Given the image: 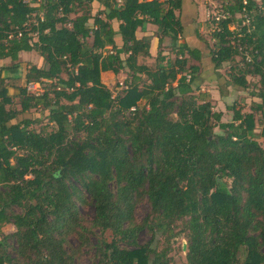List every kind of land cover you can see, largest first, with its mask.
<instances>
[{
    "label": "trees",
    "instance_id": "16d2710c",
    "mask_svg": "<svg viewBox=\"0 0 264 264\" xmlns=\"http://www.w3.org/2000/svg\"><path fill=\"white\" fill-rule=\"evenodd\" d=\"M212 1L226 15L205 24L210 40L197 34L212 69L228 65L235 89L258 84L259 102L230 106L229 122L197 84L201 51L178 43L183 0H0V264H82L90 251L91 264H170L137 244L144 229L184 234L187 264H264V0ZM148 24L174 56L154 68L138 62ZM20 53L43 62L22 84ZM106 72L125 88L114 95Z\"/></svg>",
    "mask_w": 264,
    "mask_h": 264
},
{
    "label": "rangeland",
    "instance_id": "374dc122",
    "mask_svg": "<svg viewBox=\"0 0 264 264\" xmlns=\"http://www.w3.org/2000/svg\"><path fill=\"white\" fill-rule=\"evenodd\" d=\"M256 1L260 2V0ZM221 5V1L183 0L184 10L181 17L186 27V31H189L188 33H186V41L188 42V44H190V46L200 50L202 53V71L199 75L197 84L201 87L202 91H208L210 93L213 110L222 113V121L229 122L232 119V111L229 109L230 106H233L235 110H241L242 112L247 113L250 111L249 107L252 102H259V99L255 98L252 95L255 94V89L258 87V84L257 78L248 76L247 80L250 83L249 89L245 91L235 89L230 85H225L226 79L228 78L227 74L230 71L228 65H224L216 72H214V70L212 69V65L208 57V49L205 48L203 43L198 39L197 34L202 36L204 39L210 40V31L212 30L213 26L209 23V27L206 28L205 24L208 22V20H210V18L217 15L218 13H221ZM136 36L137 38H145L150 44V56L140 58L138 60L139 64H144L146 66L154 68L159 57H174L170 51L171 41L169 38L163 37L159 45L160 35L157 26L148 24L146 25L144 31L138 30ZM183 42L184 40L180 39L178 43L181 44ZM19 60L20 63L17 76L20 78L19 82L21 84L23 83L24 73L29 65L34 64L41 66L43 64L42 59L35 53H20ZM8 62L9 60L1 61L0 65H7ZM2 76L9 77L10 75L7 73H3ZM142 79L145 80V77L142 76ZM101 80L103 84H105V86L108 87L115 95L117 92L122 91V84H126V74L121 72L115 75L111 72H106L101 74ZM220 85H222L226 94H222ZM42 88V85L34 84V86L30 88L29 92L38 94L43 91ZM10 92L12 93V91ZM259 117V114L255 115L257 134L261 129ZM215 132H218V130H215ZM149 210L150 208L146 201L139 203L136 208L135 215L138 224L143 221ZM81 215L84 217V219L90 220L93 216L92 205L81 208ZM181 227V221L177 222L175 232H178ZM14 231L15 228L12 225H5L2 228V232L4 234H10ZM97 238H99V234H97ZM104 238L107 241H110L112 236L109 232H107L104 235ZM136 242L138 245L151 244V247L156 249L157 251L165 250L167 252L166 256L170 260V264H187L185 259L186 249L183 250V246H186V240L184 234L182 233L166 242L165 238H163L160 233L153 237L151 233L144 229L140 233H138ZM73 244H75V242H73ZM125 247L129 250L134 249L131 245H126ZM88 253L89 254L87 256L83 255L79 259L80 263L91 264L90 257L93 256L94 252L90 251Z\"/></svg>",
    "mask_w": 264,
    "mask_h": 264
},
{
    "label": "built area",
    "instance_id": "2783aa9c",
    "mask_svg": "<svg viewBox=\"0 0 264 264\" xmlns=\"http://www.w3.org/2000/svg\"><path fill=\"white\" fill-rule=\"evenodd\" d=\"M224 15H226V14L218 13L217 15H215V19H216V20H219V19H221V18H224ZM30 86L32 87V86H34V84H33V85H30ZM30 86L28 87V90H30V88H31ZM122 87H123V89H124V88H125V85L122 84ZM132 110H133V109H132Z\"/></svg>",
    "mask_w": 264,
    "mask_h": 264
},
{
    "label": "crops",
    "instance_id": "0c3cea01",
    "mask_svg": "<svg viewBox=\"0 0 264 264\" xmlns=\"http://www.w3.org/2000/svg\"><path fill=\"white\" fill-rule=\"evenodd\" d=\"M183 10H184V8H183ZM197 14V13H196ZM183 15V14H182ZM189 31H186V27L184 28V34H183V40H184V42H187L186 41V37H187V34L186 33H188Z\"/></svg>",
    "mask_w": 264,
    "mask_h": 264
},
{
    "label": "water",
    "instance_id": "95a60500",
    "mask_svg": "<svg viewBox=\"0 0 264 264\" xmlns=\"http://www.w3.org/2000/svg\"><path fill=\"white\" fill-rule=\"evenodd\" d=\"M185 249H186V246L184 245V246H183V250H185Z\"/></svg>",
    "mask_w": 264,
    "mask_h": 264
}]
</instances>
